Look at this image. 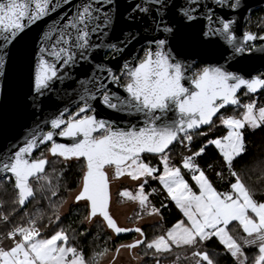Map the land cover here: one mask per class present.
Returning a JSON list of instances; mask_svg holds the SVG:
<instances>
[{
  "label": "snow or ice",
  "instance_id": "1",
  "mask_svg": "<svg viewBox=\"0 0 264 264\" xmlns=\"http://www.w3.org/2000/svg\"><path fill=\"white\" fill-rule=\"evenodd\" d=\"M261 10L264 0L257 9L247 0H0V81L26 67L25 104L40 113L46 98L59 96L63 105L0 150V189L12 190L9 200L0 201V264H116L121 250L141 264H163L169 257L171 264H219L220 255L231 264H264V157L255 162L252 184L235 168L248 155L247 135L264 130V105L255 99L242 104L237 93L264 92V73L245 78L239 69L229 70L245 52L264 53L254 43L264 42V22L257 25L261 34L238 36V19L232 18ZM219 38L230 48L227 56L219 54L224 64L205 63L193 72L196 61L186 59L193 42L201 58L211 59ZM226 106L243 111L224 115ZM102 109L138 119L119 127L100 115ZM217 120L227 132L209 138ZM194 134L205 138L195 151ZM175 143L189 153L178 164L169 155ZM209 146L222 158L215 176L224 180L226 170L229 177L224 191L197 162ZM56 159L79 167L76 187L64 188L67 198L60 195L63 170L55 177L47 171ZM113 180L136 185L118 196L138 204L137 218L145 213L163 220L168 204L157 206L153 194L165 195L181 218L152 238L141 227L119 226L111 211ZM150 182L159 187L148 191ZM38 195L48 211L37 206L29 213L27 204ZM65 205L83 206L81 226L138 238L110 247L108 235L85 255L74 241L90 235V228L71 229L70 237L61 227ZM213 243L221 253L209 249Z\"/></svg>",
  "mask_w": 264,
  "mask_h": 264
},
{
  "label": "trees",
  "instance_id": "2",
  "mask_svg": "<svg viewBox=\"0 0 264 264\" xmlns=\"http://www.w3.org/2000/svg\"><path fill=\"white\" fill-rule=\"evenodd\" d=\"M243 94L239 95V100L241 103H245L247 101V97L251 99H255L257 101V105L261 106L264 105V92L258 93L256 96H242ZM243 111L242 108H231L223 110L221 113L224 115H235L239 116L240 113ZM207 130V129H205ZM226 132V129L223 125L219 124V121H216V124L213 126L212 131L209 132V138L214 137H220L223 136ZM247 140L249 141V152L248 155L245 156L243 159L238 160L235 163L236 170L242 172L245 179L249 184H252L256 180V174L253 172V168L255 166V162L258 161L260 158L264 157V130H258L254 134L249 133L247 135ZM205 142V138L201 137L199 135L194 134V139L192 141V144L190 145L191 149L193 151L197 150L199 145ZM172 151L169 153L171 162L173 164H178L181 160L183 155L189 154L187 150L181 145L180 143H175L174 146L171 147ZM46 149H42V151H45ZM39 155V153L37 154ZM221 157L215 150L213 146H209L206 149V152L202 154L201 157L197 158L198 164L201 166L202 169L205 170L206 174L209 176L211 181L213 182L214 186L219 191H224L227 186V182L229 177L227 176L226 170H224L225 179L220 180L215 176V172L221 171L220 161ZM208 165H212L211 168L208 167ZM55 169V171H53ZM61 170H63L64 178L60 181V187H61V193L60 195L67 198L68 192L64 191V188H75L76 184L79 181V167L76 165H73L71 168H67L64 166V162L60 159L54 160L52 165L47 168V171L50 175L53 177L56 176L57 173H59ZM251 176V179H248V177ZM185 178L189 181L190 184L193 182L190 179L189 175H186ZM55 183V180H54ZM151 187L158 188V184L156 182H153L152 184H149L148 191L151 190ZM11 188H7V190L0 189V201H7L11 198ZM54 200H58L59 198H53ZM150 199L154 204L159 206V203L161 201L168 204V208L163 210L164 218L163 220H160L158 223L152 224V225H144L142 226V230L145 232L146 237L152 238L154 235L161 234L167 227H169L172 223H174L177 219H180L181 216L179 213H177L176 208L173 206V204L167 200H165V195H156L153 194ZM37 201H39V205H37ZM39 206L42 207L46 212L47 209V201L43 200L39 195L36 197L35 201H32L31 203H28L26 206V211L29 213H32L35 211V208ZM85 214V210L83 206L70 207L68 213L62 216L61 221V227H64L66 229H69V235L71 237V229H76L77 231L83 230L84 226H81L79 221L82 218V216ZM44 224L48 223L47 216H45L44 221L42 222ZM3 226H0V231H3ZM90 235H87L86 237H77L75 239V243L79 248H82L84 250L85 255H88L91 253V251L96 248L97 246H103L105 240H108V235H105V229L97 224H93V226L90 227ZM137 233H122L119 234V237H116L114 235V239L108 241L109 246L111 247L113 244H123L125 242H129L134 240V235ZM210 250H215L217 253H221L222 249L218 247L215 243L210 244L209 246ZM140 251L139 249L137 252ZM171 257L169 259L164 260L163 264H171ZM151 264V262H149ZM180 264H189V262H185L181 260ZM219 264H231L230 258L224 255L219 256Z\"/></svg>",
  "mask_w": 264,
  "mask_h": 264
},
{
  "label": "water",
  "instance_id": "3",
  "mask_svg": "<svg viewBox=\"0 0 264 264\" xmlns=\"http://www.w3.org/2000/svg\"><path fill=\"white\" fill-rule=\"evenodd\" d=\"M247 3L251 5L253 9L262 7V0H247ZM232 18L238 19V24L233 25V27L238 29V36L242 35L244 17ZM216 43L217 46L214 49L216 55H214L213 58L208 59L201 58V56L197 54L201 50L193 42L189 49L190 55L186 57L187 61L189 63L196 61V63L200 62L203 64H216L218 61L223 65L224 60L219 59V54L223 53L224 56H227L230 48L223 38L217 39ZM254 43L259 44L258 47H264V42L262 41L257 40ZM236 61H239V63L237 64ZM230 63L234 64L235 67L229 68V70L237 71V69H239L238 74L244 76L245 78H250L251 76H257L264 73V53L259 51L244 53L243 55L237 56L235 60H231ZM27 74L28 69L26 67H16L10 73L7 81H0V150H3L11 143L23 140L26 134L34 128L37 118L43 119L48 117L51 113L55 112L58 107L63 106L62 104L58 103L60 100L59 96H57L56 99L48 97L43 102V111L40 113L33 112L30 103L26 105L24 102V96L29 91ZM185 85L191 87V85L187 84V82H185ZM56 90L61 95H63V89L60 85L56 86ZM242 92H246V89L239 90L237 96L239 97ZM257 94L248 95L256 96ZM65 99H67V97H65ZM231 108L234 107L226 106V109ZM226 109H221V112ZM100 115L106 119L114 120L119 127H126L129 121L135 122L138 119L136 116H127L120 113H114L107 109H102ZM168 115L171 117L173 113L170 111ZM214 119L216 118L214 117ZM42 130L47 131V128H42ZM55 139L57 142H70L60 137H56ZM171 147L172 146H170V148ZM37 154L38 153L35 155Z\"/></svg>",
  "mask_w": 264,
  "mask_h": 264
},
{
  "label": "rangeland",
  "instance_id": "4",
  "mask_svg": "<svg viewBox=\"0 0 264 264\" xmlns=\"http://www.w3.org/2000/svg\"><path fill=\"white\" fill-rule=\"evenodd\" d=\"M241 94H243L242 96L248 95V94L245 95V92H242ZM250 100H251V98L247 97V101L245 103H248ZM226 132H227V130H226ZM226 132H225V134H226ZM153 163L155 164L156 161L153 160ZM152 183L153 182H150V184H152ZM124 188H128L130 191H135L136 185L134 183L130 182L129 180H122V181L121 180H113L110 183L111 211H112V215L114 216V219L117 220L119 226L129 227V228H134V227H141L142 228V226H144V225H152V224L158 223L160 221L159 217L148 216L145 213H141L140 218H137V213L140 211L138 204L131 202V201H128L127 198H120L118 196V190H123ZM151 188H153V187H151ZM173 206H174V204H173ZM69 209H70V206L65 205L62 212H61V215L63 216L66 213H68ZM177 213H179L178 210H177ZM179 215L182 216L181 213H179ZM85 226L90 228L93 225H91V226L85 225ZM108 233L114 239V235L110 233V230L108 231ZM136 238H138V234L134 235V239H136ZM132 241H129V242H132ZM129 242H125V243H129ZM125 243H123V244H125ZM137 250L138 249H135V250H133V252L135 253V252H137ZM104 264H107V261H104ZM116 264H141V262L138 260L132 259V256L129 255L127 250H121V253L117 257Z\"/></svg>",
  "mask_w": 264,
  "mask_h": 264
},
{
  "label": "flooded vegetation",
  "instance_id": "5",
  "mask_svg": "<svg viewBox=\"0 0 264 264\" xmlns=\"http://www.w3.org/2000/svg\"><path fill=\"white\" fill-rule=\"evenodd\" d=\"M262 22H264V10L253 11L250 14H246L244 17V26L242 29V33L244 31H252V32L261 34V28L257 27V25L261 24ZM256 46L258 47L259 44H256ZM129 51H131V49ZM245 53H248V52H245ZM202 65L203 63H200V62L196 63V67L193 68L192 71L193 72L196 71V69L201 67ZM189 75H191V73H189Z\"/></svg>",
  "mask_w": 264,
  "mask_h": 264
}]
</instances>
